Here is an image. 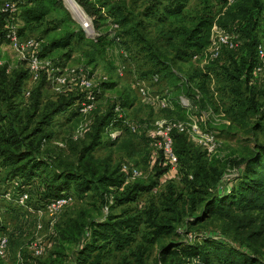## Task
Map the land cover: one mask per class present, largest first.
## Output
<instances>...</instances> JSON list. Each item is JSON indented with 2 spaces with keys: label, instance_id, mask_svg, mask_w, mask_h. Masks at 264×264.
<instances>
[{
  "label": "trees",
  "instance_id": "trees-1",
  "mask_svg": "<svg viewBox=\"0 0 264 264\" xmlns=\"http://www.w3.org/2000/svg\"><path fill=\"white\" fill-rule=\"evenodd\" d=\"M148 1L139 12H135L127 0H74L92 17L97 32L93 39H88L81 26L74 27L75 23L62 0H23L19 14L23 25L18 27L17 33L23 38L28 30L39 29L45 24V19L54 15L56 18L50 20L43 33L60 30L61 34L43 42L40 57L50 58L53 52L60 51L62 59L69 60L77 46H87L84 51L86 64L96 63L107 49L128 39L138 45L150 62L148 73L163 76L172 85L177 104L179 96L183 95L198 110L206 108L207 99L213 105L209 82L211 73H214L218 82L223 84L221 88L232 97L229 112H233L234 118L249 131L250 128H263L264 99H257L249 83L254 79L252 69L256 63V46L264 43V0H233L231 3L228 0H205L191 18L186 14L191 0ZM5 17L0 12V43L7 42ZM225 19L236 22L235 30L242 40V51L234 55L232 50L223 49L228 52L225 61L210 62L204 69L193 68L191 76L183 80L180 72L173 68L174 62L186 60L188 56L206 49L213 25H221ZM150 23L160 27L157 41L166 42L164 45L172 52L170 61L162 56L154 40L148 37L146 30ZM113 25L121 32L118 41L108 35V28ZM58 65L63 66L64 63L59 61ZM9 74L2 65L0 93L7 97L9 110L14 109L17 118L19 110L13 102L23 93L29 71L25 65L11 78ZM116 85L115 82L101 81L96 97ZM36 94L34 107L37 110L39 94ZM84 99L83 95L73 94L59 98L45 108L33 127L34 114L27 112L25 125L21 128L24 133L30 126L32 129L24 136L16 132L13 123L6 122V116L0 112V168L7 169L6 179L19 182L17 189L25 188L29 194L31 192V204L36 208L66 195L97 197L105 206L113 199L115 205L112 207H124L136 203L143 193L152 191L167 171L158 159L147 182L136 181L119 192L118 189L126 183L122 170L118 167L109 169L106 165L102 167L94 161L92 152L103 143L101 135L104 132L118 128L128 130L123 120L126 116L123 114L121 118L115 112V105L122 111L131 105L128 98L115 102L96 118L92 139L81 148L76 164L54 168L40 158L41 144L51 135L46 131L47 127L55 117L65 113H68L67 121L81 115L80 104ZM172 135L187 193L176 192L169 182L159 207L151 205L141 212L125 207L118 213H108L101 220L85 216L73 219L59 230V234L61 239L79 241L88 233V239L77 251L75 264H102L105 254L110 250L130 248L138 235L143 242L132 252L134 264H146L149 247L156 242L160 243L158 259L161 264H264V141H255L246 156L232 160L238 173L231 186L221 188L217 185L220 173L207 159L204 150L189 141L184 133L173 132ZM207 220L221 224L225 240L205 233L188 241L177 232L181 224L191 231ZM3 231L4 226L0 223V234Z\"/></svg>",
  "mask_w": 264,
  "mask_h": 264
},
{
  "label": "rangeland",
  "instance_id": "rangeland-1",
  "mask_svg": "<svg viewBox=\"0 0 264 264\" xmlns=\"http://www.w3.org/2000/svg\"><path fill=\"white\" fill-rule=\"evenodd\" d=\"M2 1L5 0H0V3ZM62 1L67 6V11L75 23L74 27L77 25L80 26L79 22L81 21L78 20L67 1ZM127 1L132 5L135 12H139L149 2L148 0ZM204 1L191 0L186 12L187 16L191 18L202 7L205 3ZM55 18L54 15L48 17L45 19V24L34 31L28 30L23 35V38L31 37L36 40H42L41 42L43 43L51 37H58L61 34L60 30L48 34L43 33L45 26L49 25L50 20ZM90 18L94 28L92 17ZM14 23L18 27L23 25L19 16L14 20ZM219 27L234 35L239 46L231 52L234 55H238L242 51V40L239 33L235 30L236 22H231V20L226 21L225 19L221 25L219 24ZM108 29V35L110 37H116V41L119 40V37L121 38L119 35L121 32L117 30L118 27L116 25ZM159 31L160 27L155 23H150L146 30L148 37L152 38L156 43L158 51L170 61L172 52L164 45L166 42L163 40L160 42L157 41L160 35ZM96 32L94 28L93 34L87 36L85 33V35L88 39H93L96 36ZM123 41L125 42L123 43ZM123 41L111 46V48L107 49L103 57H99L96 63L92 64H86L84 51L87 50V46H77L69 60L66 58L62 59V53L60 51L53 52L50 58H52L51 60L54 63V69H52L53 67L44 68L40 74V79L33 82L27 81L23 87V93L14 99V106L20 112V114L18 112L17 118L14 116V109L13 111L9 110L10 107H8L7 97L4 93H0L1 114L6 116V122L13 123L17 130L16 132L24 136L31 131L34 123L41 118L45 108L59 98L67 97L69 94H73L74 96L83 95L85 98L103 79L117 84L114 88L105 90L98 98L93 100V106L90 112L79 115L70 121H67L66 118L68 113L53 119L52 123L46 129L51 135L41 144L39 157L48 161L54 168L70 163H77L81 148L87 146L92 139V127L96 118L104 114L115 102L121 101L122 98H128L132 102L131 105L123 109L122 113L128 120L140 126L147 124L152 129L155 123L162 120H185L188 118L190 111H188L186 106L184 107L181 104L180 100L178 104L176 103L173 98L175 96V89L172 85L168 84L167 79L163 76L157 77L153 73H148L151 64L142 55V51L138 45L130 42L128 39H123ZM227 53V51L223 50L221 56L215 62L212 61V63L225 61L227 59ZM0 58L3 61V67L9 70V78L17 73L19 69L25 67V63L18 58L16 52L10 48L7 42L0 43ZM59 61H62L64 65L59 67ZM119 66H124L125 73H123V76L117 74V68ZM207 66L201 67V62L194 60L192 55L188 56L186 60H176L173 64V68L180 72L183 80L191 76L193 68L204 69ZM79 70H85L90 73V79L94 86L92 90L79 87L77 84H74V87L70 88L68 82L66 84H60L56 79V76L63 73L62 75L66 76L71 83L75 82L74 75ZM51 76H54V78L49 79ZM134 78L146 84L152 97H156L164 93V91L172 92V104L170 108L158 109L156 106H149L144 102L142 96L132 87ZM41 82H44V84L41 85ZM249 84L257 99L263 100L264 79L257 77L251 80ZM221 85H223L222 82H218L214 73H211L209 86L213 95L211 97L213 105L207 99L205 101L206 108L198 110L196 115L201 120L200 124L202 129L206 128L218 131L219 150L211 158L206 157L220 173L217 185L225 188L231 186L233 178L238 173V168L232 165V160H239L246 156L249 149L254 146L255 141H264V127L257 128L256 130L250 128V131L243 127V124L234 118L233 112H229L232 97L221 88ZM37 92L39 94L37 96L39 103L38 109L36 110L34 107V99L36 98ZM27 112L33 113L34 116L32 117V127L30 126L28 131L24 133L21 127L25 125V114ZM20 118L22 119V123H20ZM86 124L89 125V128L84 137L74 139V136L80 128ZM115 131H117V134L113 136L112 134ZM101 138L103 143L92 152L93 159L97 164H100L102 167L106 165L109 169L118 167L121 171L122 164L129 162L140 172V175L137 177L128 178L127 180V175L121 171L125 174L126 183L121 189H118L119 192L125 188H129L136 181L145 183L152 177V153L154 147L151 137L147 134V130L140 129V133L134 135L129 130H121L118 128L117 130L104 132ZM183 177L184 175L179 174L176 178H169L164 173L152 191L143 193L136 203L125 205L124 207H112L115 205L113 199H110L109 205L105 206L101 204L97 197L87 196L79 198L73 195V202L55 218H50L46 215L38 214L37 211L39 208L31 204V192L29 198L23 203L17 200V195H13L11 198L5 197L6 193L14 191L13 188H18L19 182L16 181L15 184L13 181L11 182L6 179L7 169L2 167L0 168V223L4 226V231L1 234L9 239V253L5 258H0V264H75L77 251L82 246V243L88 239V233H85L79 241L64 240L60 238L59 230L61 228L67 226L73 219L82 216L89 219L101 220L108 213H118L125 207H130L136 212L144 211L151 205L159 207L169 182H172L176 192L182 191L187 193ZM30 190L32 191V188ZM21 191H25V188H19L16 193L18 194ZM221 231V224L214 220H207L191 229V231H188L187 227L183 224L177 228V232L181 233L183 238L188 241L195 240L198 236L205 233L225 240ZM162 241L166 242L167 239H163ZM142 242V237L138 235L136 242L130 248L123 251L110 250L105 254L102 264H134L132 252ZM36 245H43L45 247L44 254L40 257L33 255ZM159 246L160 243L156 242L149 247L145 260L146 264H161L158 259Z\"/></svg>",
  "mask_w": 264,
  "mask_h": 264
},
{
  "label": "built area",
  "instance_id": "built-area-1",
  "mask_svg": "<svg viewBox=\"0 0 264 264\" xmlns=\"http://www.w3.org/2000/svg\"><path fill=\"white\" fill-rule=\"evenodd\" d=\"M232 1L233 0H228L229 3ZM22 2L23 0H5L0 3V12L6 15L5 28L7 43L10 48L16 52L18 58L25 63L26 68L29 71L28 81L33 82L40 79V74L44 68L53 67L52 69H54L55 66L50 58L40 57L39 53L43 44L40 40H36L31 37L22 38L17 33L18 26L16 23H14V20L20 14V6ZM238 46L239 43L234 35L222 30L219 25L215 23L212 27L209 46L203 51L193 54L192 58L196 61H200L201 67H204L205 65L219 58L223 49L233 51L236 50ZM2 65L3 61L0 58V67ZM7 72H9V70H7ZM123 73H125L124 66H119L117 68V74L119 76H123ZM62 74L56 76V79L60 84H66L68 82L70 88H73L74 84H77L79 87H84L87 90H92L94 87L90 79V73L85 70L77 71L74 75L76 80L72 83L68 80V78H66V76H63ZM252 76L253 78L262 77L264 79V43L262 42L256 46V63L252 69ZM53 78L54 76H51V78L49 77V79ZM134 79L135 80L132 84V87L140 96H142L144 102H146L149 106H156L158 109L170 108V105L172 104L170 92L164 91V93H161L156 97H152L146 84L137 78ZM102 81H105V79ZM97 92L98 86L94 88L92 92L88 93L84 101L80 104L81 115L90 112L93 106V100L97 98ZM179 100L181 101V104L184 107L186 106L188 111H190L188 118L185 120H162L155 123L154 128L151 129L147 124L140 126L139 124L132 122L127 118L123 119L125 126L131 134H139L140 129H144V131L147 130V134L151 137L152 145L154 147V151L152 153V165L156 160L159 159L162 166L167 168L165 174L169 178H176L180 174V163L173 148V132L186 134L189 141L204 150L206 156L209 158L214 156V154L219 150L218 131L209 130L206 128L202 129L200 124L201 120L196 115L198 108L196 106H192L189 99L184 96H180ZM115 112L117 116L123 118L122 109L118 105H115ZM88 128L89 125L87 124L82 126L74 136V139L84 137ZM116 134L117 131H115V133L112 135L114 136ZM121 170L127 175V180L128 178H133L140 175L139 170L129 162L123 163ZM189 177L191 178V176ZM13 183L16 184V181ZM13 189V192L10 191L5 194L6 198H11L13 195H17V200H19L20 203H23L29 198L28 191H21L17 194L16 192L18 189ZM72 202L73 196H61L50 200L43 207L39 208L37 212L39 215L43 214L50 218H55ZM44 251L45 247L43 245H36L34 247L33 255L40 257L44 254ZM8 253L9 239L3 234H0V258H5Z\"/></svg>",
  "mask_w": 264,
  "mask_h": 264
},
{
  "label": "bare ground",
  "instance_id": "bare-ground-1",
  "mask_svg": "<svg viewBox=\"0 0 264 264\" xmlns=\"http://www.w3.org/2000/svg\"><path fill=\"white\" fill-rule=\"evenodd\" d=\"M69 4L72 11L76 14L78 20H80L82 23L86 24V28L89 32H92V26H91V19L88 17V15L83 12L74 2V0H66ZM80 6V5H79Z\"/></svg>",
  "mask_w": 264,
  "mask_h": 264
},
{
  "label": "water",
  "instance_id": "water-1",
  "mask_svg": "<svg viewBox=\"0 0 264 264\" xmlns=\"http://www.w3.org/2000/svg\"><path fill=\"white\" fill-rule=\"evenodd\" d=\"M63 4H64V6H65V8L66 9H68L67 8V6L65 5V3H64V1H63ZM81 7V6H80ZM82 8V7H81ZM83 9V8H82ZM84 10V9H83ZM71 13V12H70ZM86 13V12H85ZM87 14V13H86ZM88 15V14H87ZM73 16V15H72ZM88 17L90 18V16L88 15ZM74 18V17H73ZM75 19V18H74ZM91 19V18H90ZM79 22V21H78ZM79 24H80V26L82 27V29L85 31V33H86V35L87 36H90L91 34H93V32H94V28H93V26H92V21H91V26H92V32H89L88 30H87V26H86V24H84V23H82V22H79Z\"/></svg>",
  "mask_w": 264,
  "mask_h": 264
}]
</instances>
